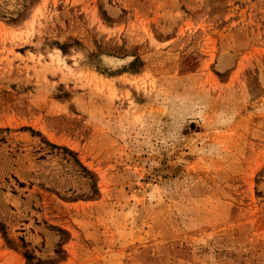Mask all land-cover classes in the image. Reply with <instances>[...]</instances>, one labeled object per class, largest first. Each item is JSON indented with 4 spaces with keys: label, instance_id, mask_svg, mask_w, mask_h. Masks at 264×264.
Listing matches in <instances>:
<instances>
[{
    "label": "rangeland",
    "instance_id": "rangeland-1",
    "mask_svg": "<svg viewBox=\"0 0 264 264\" xmlns=\"http://www.w3.org/2000/svg\"><path fill=\"white\" fill-rule=\"evenodd\" d=\"M0 264H264V0H0Z\"/></svg>",
    "mask_w": 264,
    "mask_h": 264
},
{
    "label": "bare ground",
    "instance_id": "bare-ground-1",
    "mask_svg": "<svg viewBox=\"0 0 264 264\" xmlns=\"http://www.w3.org/2000/svg\"><path fill=\"white\" fill-rule=\"evenodd\" d=\"M110 60L115 61V62L117 61V60H113V59H110ZM112 61H111V62H112ZM117 62L119 63V60H118ZM118 63H117V64H118Z\"/></svg>",
    "mask_w": 264,
    "mask_h": 264
}]
</instances>
